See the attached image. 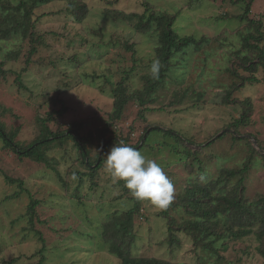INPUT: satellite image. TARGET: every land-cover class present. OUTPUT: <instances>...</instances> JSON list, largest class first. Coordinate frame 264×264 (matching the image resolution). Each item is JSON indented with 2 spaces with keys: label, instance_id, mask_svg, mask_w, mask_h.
Masks as SVG:
<instances>
[{
  "label": "rangeland",
  "instance_id": "obj_1",
  "mask_svg": "<svg viewBox=\"0 0 264 264\" xmlns=\"http://www.w3.org/2000/svg\"><path fill=\"white\" fill-rule=\"evenodd\" d=\"M82 1L90 9L82 24L65 18V3L54 2L36 11V18L48 16L38 23L37 33L44 41L37 46L38 53L29 66L25 63L31 49L29 41H0V63L6 62V72L0 76V124L8 133L19 130L15 142L25 147L47 135L46 128L65 132L73 125L81 138L89 137L90 142H83L94 162L101 151L103 130L109 131L107 139L127 140L128 145L136 146L146 131L172 129L194 142L190 151L196 150L195 155L185 153L186 143L183 146L182 141L159 131H153L137 148L159 163L172 181L176 190L172 203L182 199L189 182L206 183L223 167L244 169L248 165L247 197L254 199L263 193L264 64L256 74L258 83H247L240 91H233L230 103H226L227 90L238 84L228 68L242 53L257 61L256 53L243 50L247 23L237 19L243 13L240 3L250 0ZM147 8L175 16L174 27L182 37L207 36L213 40L188 58L184 74L176 68L170 71L171 80L153 104L141 108L133 104L121 120L112 123V90L123 70L136 66L133 89H143L141 77L150 73L158 45L156 33H138L133 28L135 21L118 15H143ZM251 17L262 20L264 33V0L255 1ZM126 43L134 45L135 52L129 51ZM177 60L183 63L182 57ZM236 70L249 76L241 67ZM248 99L250 104L240 103ZM175 100L182 103L172 105ZM63 105L68 112L61 117L54 115L57 122L46 126L43 120ZM249 106V124L236 130L233 125ZM253 147L260 155L250 161ZM39 155L41 161L20 158L0 139V264H12V260H17L13 264H121L102 239L105 220L113 211L120 213V218L108 219V227L125 220L130 223L136 236L133 256H152L173 264L196 263V251L187 239L181 248L173 250L166 242L170 219L163 215L164 209L141 201L140 214L127 217L135 203L124 183L114 182L104 165L92 181L91 171L82 163L80 150L71 139L46 146ZM7 178L22 180L23 189L18 183H8ZM94 183L98 185L92 191L89 186ZM78 194L82 195L80 203L76 201ZM32 200L38 202L33 228L27 213ZM178 214L170 211L173 218ZM38 232L45 242L40 241ZM257 246L256 238L247 236L231 243L223 255L234 264H264Z\"/></svg>",
  "mask_w": 264,
  "mask_h": 264
},
{
  "label": "trees",
  "instance_id": "obj_2",
  "mask_svg": "<svg viewBox=\"0 0 264 264\" xmlns=\"http://www.w3.org/2000/svg\"><path fill=\"white\" fill-rule=\"evenodd\" d=\"M256 0H250L249 2L242 1L243 13L237 16V19L242 23H247L248 35L242 39L243 50L257 54V61H254L245 53L241 56H237V64H231L232 67L228 68L231 77L238 80V84H232L227 90L226 103H230L233 91H240L246 86L247 83H258L256 74L260 65L264 64V46L261 44L264 41V33L262 32L263 22L262 20H256L251 17L252 7ZM54 2H61L66 4V8L63 10L65 18L73 24L84 23L90 14V9L87 4L82 0H0V41L7 42L13 41H29L31 49L29 51L26 65L29 66L32 61V57L38 53V45H41V41L44 36L37 33V26L41 20V17L48 16L41 15L36 18V11L43 6H47ZM16 3V4H14ZM127 21H135L133 28L138 33L154 32L157 34L158 45L155 49V60L160 62L159 78L153 79L151 73H144L141 77L144 83L143 89L134 90L132 77H135L136 66H133L129 71L123 70V75L120 76V80L113 87L112 100H113V112L111 113L110 120L112 123H116L123 118L125 111L129 106L135 104L137 107H144L149 104H153L158 99V93L164 88L165 84L170 78V71L176 68V71H181L184 74V67L188 61V58L194 56L195 53L201 51L205 45H209L213 40L207 36L197 39L194 36L182 37L175 29L176 17L171 16L166 12L155 11L147 8L145 14H119ZM225 17H230L229 14H225ZM41 23V22H40ZM39 23V24H40ZM129 51H134V45L126 43L125 46ZM135 55V54H134ZM182 55V56H181ZM10 55L8 56L9 59ZM183 58V63H180L177 58ZM77 59V58H76ZM175 59V62L173 61ZM6 62L0 63V76L4 74V66ZM178 67H183L179 70ZM236 67H241L244 71L248 72L249 76L240 74ZM24 71H26L24 69ZM135 71V72H134ZM175 71V72H176ZM17 82H20V78H17ZM179 99V98H178ZM182 99V98H180ZM181 100H175L172 105L181 104ZM244 104H250L251 100L248 99ZM148 110V109H147ZM249 111L252 112V108L245 109L241 118L236 121L233 127L238 130L240 126H246L249 124L251 118ZM68 112V107L64 106L57 112L55 110L48 114V118L43 120L46 126H51L57 122L55 116L61 117ZM112 126L113 124H108ZM71 129L65 132H51L48 128L47 135L38 138L28 146L23 147L21 144L15 142L18 136V131L7 132L5 126L0 124V139L3 140L5 147L12 150L16 155L23 159H34L41 161L42 157L39 152L46 146L60 142L65 143V140L71 139L74 142L75 147L80 150V156L82 163L86 166L87 170H90L89 176L92 181L97 177L98 171L103 167L104 160L106 159V151L110 148L123 142L128 145L127 140H119L117 138H105L108 130H103L101 151L98 153L94 162L90 159L89 150L86 148L84 142H90L89 137H80L78 131ZM81 126H78L80 128ZM153 131L164 132L169 138H176L183 142L185 145V153L193 156L197 153L190 151V147L194 142L190 143L184 136L172 129L154 128ZM237 133V131H236ZM142 136L141 142L147 140L150 135ZM219 138H223L220 136ZM236 140H243L242 137H234ZM84 140V142H83ZM141 142L134 148H139ZM213 144V143H212ZM260 148H263L259 143ZM142 147V146H141ZM254 155H260L258 149L253 147L251 158ZM204 168V167H203ZM249 170L248 165L244 169H230L223 167L218 172L216 178L207 181L206 183L189 182L185 194L178 203H171L163 211L165 218L170 219L168 225V237L165 239L171 250L179 249L182 246L183 239H187L193 245L194 251H196V263L195 264H234L230 262L223 254V250H227L231 243L234 241L253 235L257 241V252L264 259V192L258 193L254 199L247 197L246 176L245 173ZM8 183L17 184L23 189V181L7 178ZM82 180L79 182L78 193H80L83 186ZM97 183L91 184L89 189L95 191ZM128 195L130 191L125 187ZM135 203V206L129 209L126 213L127 217L134 214H140L141 201L135 199L133 196H129ZM82 195L76 196V201L80 203ZM27 213L31 220V225L35 223L37 212L36 208L38 202L32 200ZM77 203V204H78ZM80 205V204H78ZM174 210L179 212V216L173 218L170 215V211ZM183 216H181L182 212ZM120 213L113 211L108 214L105 220V230L102 236L103 242L108 245V251L111 255L115 256L121 264H173L167 260H163L152 256H139L135 257L132 253L133 242L136 239L133 233L132 227L127 220L123 223H115L114 227H108V219L119 217ZM135 216V215H134ZM40 241L45 242L42 234L38 232ZM185 236V237H183ZM42 250L40 253L43 256ZM17 260H12V264ZM176 264H190V263H176Z\"/></svg>",
  "mask_w": 264,
  "mask_h": 264
},
{
  "label": "clouds",
  "instance_id": "obj_3",
  "mask_svg": "<svg viewBox=\"0 0 264 264\" xmlns=\"http://www.w3.org/2000/svg\"><path fill=\"white\" fill-rule=\"evenodd\" d=\"M150 73L153 79L159 78V60L152 62ZM104 167L113 181H122L137 200L149 201L161 209L174 200L175 187L161 165L130 145H113L106 154Z\"/></svg>",
  "mask_w": 264,
  "mask_h": 264
}]
</instances>
